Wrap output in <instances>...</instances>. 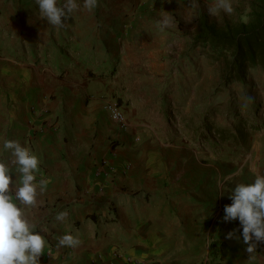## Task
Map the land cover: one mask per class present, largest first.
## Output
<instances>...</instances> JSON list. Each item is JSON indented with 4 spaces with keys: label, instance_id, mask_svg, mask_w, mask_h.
Instances as JSON below:
<instances>
[{
    "label": "rangeland",
    "instance_id": "obj_1",
    "mask_svg": "<svg viewBox=\"0 0 264 264\" xmlns=\"http://www.w3.org/2000/svg\"><path fill=\"white\" fill-rule=\"evenodd\" d=\"M251 2L234 0L233 15L213 18L206 7L211 0H197L199 9L187 5L182 7L186 12L178 15L164 7L173 5L171 1L98 0L88 12L83 0H77L80 10L71 14L64 28L56 29L41 18L35 0H0V108L19 104L10 95L26 80L17 85L10 68L27 64L46 74L32 76L29 86L32 96L44 95L49 109L60 92L70 101L71 91L86 89L89 97L103 100L113 124L106 105L117 103L132 139L141 137L138 143L146 144L138 152L165 156L157 163V172L167 177L169 188L175 187L168 200L185 197L206 205L201 223L207 246L211 239H220L226 255L222 264H264V243L257 244L250 258L238 219L223 220L235 185L252 183L257 173L264 175V74L251 70L244 84L225 87L223 65L204 55L202 48L190 49L200 16L223 28L242 20ZM162 10L174 15L177 27L163 31L157 27ZM89 43L93 47L87 66L90 76L78 81L69 72L77 66L76 53L83 52L78 44ZM59 71L67 75L59 76ZM28 103L33 112L37 99ZM233 229L239 239H226ZM206 264L218 263L208 256Z\"/></svg>",
    "mask_w": 264,
    "mask_h": 264
},
{
    "label": "crops",
    "instance_id": "obj_2",
    "mask_svg": "<svg viewBox=\"0 0 264 264\" xmlns=\"http://www.w3.org/2000/svg\"><path fill=\"white\" fill-rule=\"evenodd\" d=\"M157 1L174 2L164 7L177 15L185 13L182 7L191 2ZM78 46L84 47L83 52L76 53L73 63L77 66L69 73L86 81L93 47L90 43ZM10 69L17 85L26 82L22 89L13 88L10 95V100L18 99L19 104L0 108V137L19 139L38 155L37 180L49 181L37 206L28 210L48 240L40 264H206L208 256L222 264L226 255L220 239H211L207 246L206 228L201 223L206 205L185 197L168 200L175 187L167 186L165 175L158 176L157 163L165 161L164 155L138 152L146 146L138 143L141 137L132 139L128 124L125 129L112 124L103 100L89 97L86 89L71 91L70 101L60 92L49 109L44 95L32 96L29 86L32 76L45 78L43 70L32 64ZM57 74L67 75L62 71ZM32 98L37 99L33 112L28 103ZM140 125L157 128L152 129L150 123ZM0 155L8 158L9 154L0 147ZM16 179L13 173L12 180ZM60 211L68 212L63 222L55 220ZM64 234L77 236L81 244L58 247V237Z\"/></svg>",
    "mask_w": 264,
    "mask_h": 264
},
{
    "label": "clouds",
    "instance_id": "obj_3",
    "mask_svg": "<svg viewBox=\"0 0 264 264\" xmlns=\"http://www.w3.org/2000/svg\"><path fill=\"white\" fill-rule=\"evenodd\" d=\"M35 3L41 18L56 29L64 28L71 14L81 8L77 0H64L63 4L59 0H35ZM97 5L98 0H83L82 7L91 12ZM206 7L213 18H222V13L229 16L235 13L234 0H211ZM188 8L199 9L197 0H191ZM246 11H251L250 6ZM242 20L246 23L247 15L242 16ZM155 24L161 31L177 27L174 15L163 10ZM251 99L247 97V100ZM0 147L9 154L8 158L0 155V264H40V257L49 246L48 240L45 231L38 230V221L35 216L28 215V210L37 206L38 196L46 190L49 181L45 178L37 180L40 159L19 139L0 137ZM13 173L17 177L15 181L12 180ZM229 198L232 203L224 206L223 220L238 219L243 242L247 245L245 251L251 258L257 244L264 243V175L257 173L252 183L236 184ZM67 217V211H60L55 220L63 222ZM236 231L228 232L225 238L239 239ZM80 244L81 240L72 234L58 237V247L76 248Z\"/></svg>",
    "mask_w": 264,
    "mask_h": 264
},
{
    "label": "trees",
    "instance_id": "obj_4",
    "mask_svg": "<svg viewBox=\"0 0 264 264\" xmlns=\"http://www.w3.org/2000/svg\"><path fill=\"white\" fill-rule=\"evenodd\" d=\"M247 22L240 20L223 28L200 16L190 49L223 65V86L244 84L251 70L264 74V0H252Z\"/></svg>",
    "mask_w": 264,
    "mask_h": 264
},
{
    "label": "built area",
    "instance_id": "obj_5",
    "mask_svg": "<svg viewBox=\"0 0 264 264\" xmlns=\"http://www.w3.org/2000/svg\"><path fill=\"white\" fill-rule=\"evenodd\" d=\"M106 109L110 114L111 119L121 128H127L124 113L117 103H108Z\"/></svg>",
    "mask_w": 264,
    "mask_h": 264
}]
</instances>
